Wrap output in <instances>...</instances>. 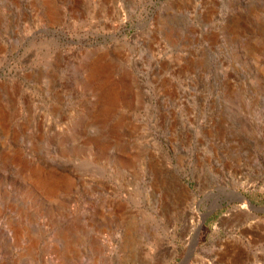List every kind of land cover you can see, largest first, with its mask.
Masks as SVG:
<instances>
[{"label":"rangeland","instance_id":"rangeland-1","mask_svg":"<svg viewBox=\"0 0 264 264\" xmlns=\"http://www.w3.org/2000/svg\"><path fill=\"white\" fill-rule=\"evenodd\" d=\"M186 254L264 264V0H0V264Z\"/></svg>","mask_w":264,"mask_h":264},{"label":"water","instance_id":"water-1","mask_svg":"<svg viewBox=\"0 0 264 264\" xmlns=\"http://www.w3.org/2000/svg\"><path fill=\"white\" fill-rule=\"evenodd\" d=\"M97 43H98V42H97ZM188 255H189V254H186V255L184 256L183 260H182L181 262H179L178 264H184L185 261H186L187 258H188Z\"/></svg>","mask_w":264,"mask_h":264},{"label":"bare ground","instance_id":"bare-ground-1","mask_svg":"<svg viewBox=\"0 0 264 264\" xmlns=\"http://www.w3.org/2000/svg\"><path fill=\"white\" fill-rule=\"evenodd\" d=\"M244 198H245V197H244ZM245 199H247V198H245ZM247 200H248V199H247ZM247 200H246V201H247ZM189 250H190V249H189ZM191 250H192V248H191ZM191 250H190V251H191Z\"/></svg>","mask_w":264,"mask_h":264}]
</instances>
